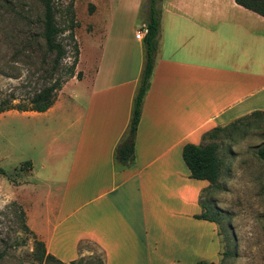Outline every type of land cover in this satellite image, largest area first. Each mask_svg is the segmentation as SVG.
<instances>
[{
  "label": "crops",
  "instance_id": "crops-1",
  "mask_svg": "<svg viewBox=\"0 0 264 264\" xmlns=\"http://www.w3.org/2000/svg\"><path fill=\"white\" fill-rule=\"evenodd\" d=\"M122 1L135 16L146 8V0ZM96 27L93 64L84 69L79 59L81 76L66 81L45 111H24L70 117L67 128L74 125L61 194L50 204L47 192L38 193L35 209L32 196H22L27 224L60 261L72 260L62 257L72 245L66 238L76 239L70 253L80 239L96 244L105 264L113 259L103 241L123 239L132 248L126 258L117 254L116 264H141L134 244L146 253V264H178L190 251V233L203 242L205 227L208 239L215 237L210 221L193 217L208 182L188 176L181 147L203 142V133L234 119L264 113V16L234 0H161L152 71L126 164L114 160L113 150L128 124L144 62L142 41L131 26ZM70 83L75 89L64 97ZM194 228L201 231L197 238ZM152 236L161 246L150 257L146 240Z\"/></svg>",
  "mask_w": 264,
  "mask_h": 264
},
{
  "label": "rangeland",
  "instance_id": "rangeland-1",
  "mask_svg": "<svg viewBox=\"0 0 264 264\" xmlns=\"http://www.w3.org/2000/svg\"><path fill=\"white\" fill-rule=\"evenodd\" d=\"M38 9L35 0H0V102L24 103L41 83L38 79L45 64L36 21ZM145 10L143 6L135 16L122 0H105L104 3L101 0H54L59 39L67 51L61 60L62 66L69 65L74 55L71 41L66 38L70 25L78 49L74 66L78 78L81 76L77 70L79 59V65L84 69L94 62L98 32L93 34V26L119 24L131 26V30L136 31L145 21ZM63 89L66 97L75 87L70 83ZM69 118L66 119H72ZM68 120L62 121L54 114L25 113L14 109L0 113V167L3 170L0 174V264L48 263H39L34 256L32 236L37 237L27 224L22 196H32L33 209L38 206L35 204L38 193L44 195L47 192L50 204L60 196L66 177L64 167L67 168L74 136V125L67 128ZM219 127L222 128L203 141L217 145L216 153L221 161L219 176L215 186L204 188L199 195L200 203L220 211L215 214L217 222H209L215 227V237L211 241L208 239L209 228H201L202 232L194 228L196 238L201 232L205 240L196 242L190 233V242H187L190 251L178 264H195L197 261L264 264V162L255 154L257 147L264 146V113L247 115ZM64 143L67 145L64 150H58V146ZM39 208H46L44 202ZM51 208L47 207L48 210ZM50 213L52 218L53 212ZM160 240L155 236L146 240L150 257L160 248ZM66 241L72 245L66 246L61 256L72 260H59L62 264H105V256L96 244L80 239L75 244L76 251L74 246L70 253L76 239L66 238ZM100 241L96 242L101 244ZM122 241H103L108 244L111 257L108 261L113 259L111 264H116L113 261H117V254L123 258L129 255L128 249L132 247L127 243L122 245ZM133 247L137 253L142 251L141 264H146L144 250L138 249L137 244Z\"/></svg>",
  "mask_w": 264,
  "mask_h": 264
},
{
  "label": "trees",
  "instance_id": "trees-1",
  "mask_svg": "<svg viewBox=\"0 0 264 264\" xmlns=\"http://www.w3.org/2000/svg\"><path fill=\"white\" fill-rule=\"evenodd\" d=\"M38 4L37 23L39 24V38L42 39L41 49L43 64L42 74L38 80H41L37 89L26 99L24 103H4L0 102V113L14 109L16 111H45L54 101L56 91L59 90L67 78L77 77L78 72L74 73V66L77 60L78 49L73 41V34L70 29L66 38L71 41V49L73 50V59L71 63L65 67L62 66L61 60L65 57L67 51L65 44L59 39V26L55 22L54 17V0H35ZM237 4L252 10L264 16V0H234ZM161 0H146V31L142 36V46L144 51V62L139 75L138 85L133 95L130 116L124 135L116 144L113 150L114 160L126 164L132 160L133 144L136 131V125L139 120L140 108L143 96L147 90L149 78L153 66V58L157 44V33L159 26V12ZM261 113L254 111L248 115ZM247 116V115H245ZM242 117L234 119L233 122L239 121ZM222 127H215L201 135V139L210 138L215 131ZM217 145L215 143L198 144L185 143L181 147L180 156L188 171V176L196 180H205L208 186H215L219 176L221 161L216 153ZM256 157L264 162V146L257 147L255 151ZM3 173L0 167V174ZM262 191L264 193V176L262 177ZM201 211L193 215L194 218L203 219L211 222H217L215 214L219 213V209L211 207L209 204L200 203ZM212 214L208 215L207 212ZM34 242V256L40 263L50 264L57 262L62 264L58 259L45 252L43 243L32 236ZM195 264H213L211 262L197 261Z\"/></svg>",
  "mask_w": 264,
  "mask_h": 264
},
{
  "label": "built area",
  "instance_id": "built-area-1",
  "mask_svg": "<svg viewBox=\"0 0 264 264\" xmlns=\"http://www.w3.org/2000/svg\"><path fill=\"white\" fill-rule=\"evenodd\" d=\"M145 31H146L145 24H141L140 25V28L135 31L134 38H136V39H142V36L145 33Z\"/></svg>",
  "mask_w": 264,
  "mask_h": 264
}]
</instances>
